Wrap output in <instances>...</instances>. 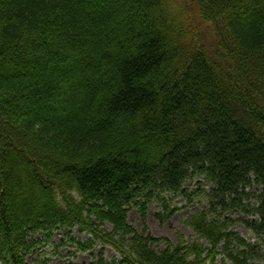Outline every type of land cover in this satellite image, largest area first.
Listing matches in <instances>:
<instances>
[{
  "label": "trees",
  "instance_id": "1",
  "mask_svg": "<svg viewBox=\"0 0 264 264\" xmlns=\"http://www.w3.org/2000/svg\"><path fill=\"white\" fill-rule=\"evenodd\" d=\"M192 1L0 0V264L61 228L120 255L93 264L264 261L232 230L264 245V0ZM191 179L209 187L186 222L207 244L129 223L154 201L172 219L203 193Z\"/></svg>",
  "mask_w": 264,
  "mask_h": 264
},
{
  "label": "rangeland",
  "instance_id": "2",
  "mask_svg": "<svg viewBox=\"0 0 264 264\" xmlns=\"http://www.w3.org/2000/svg\"><path fill=\"white\" fill-rule=\"evenodd\" d=\"M167 2V0H165ZM183 2V0H171L170 7H175V11L179 9L180 4ZM191 8L195 6L194 2L192 0H189ZM175 4V5H174ZM173 17V16H172ZM172 22L176 23V30L181 32L184 27L183 19L179 16V12L175 15V17L172 19ZM211 33V34H210ZM208 33L209 37L212 36V32ZM10 138V137H9ZM202 184V191L203 193L200 194L201 196L196 197V200L191 205H188L186 203V199L184 197H179L175 200V204L177 203L179 207L182 208L175 216L164 222L161 223L157 218L156 214L159 211V205L154 201L149 205L147 216H146V224L143 225L142 223V217L140 211L133 207L128 216L129 223L139 232H143L144 227L146 228L147 232L150 233L152 236L156 238H167L169 239L172 244H178L179 239L181 236L184 237L185 240H188L189 242H200L207 244L204 239H201L198 237L197 233L188 226L187 219L190 215H192L195 211L198 209L201 210L202 208H208V205L205 203L204 200V191L209 189L208 183L205 181H198L197 179H191L189 180L185 188L186 189H196L198 187V184ZM231 215H234L236 219L241 218H250L253 219L254 216L245 215L242 213H235L232 212ZM256 219V218H254ZM232 230L239 233L242 237H244L247 241L260 245L262 248V254L264 255V245L260 244V241L255 236V234L247 228L241 221L235 222V224L232 227ZM72 231L68 228H61L55 232H53L51 241H47L43 243L41 246L36 247L33 249V252L30 256L27 257V262L29 264H34L35 260L46 258L50 259V264H68V263H75V264H93L98 260L99 256H103L108 261H113V259H120V255L109 245H96L92 249H88L87 251H81L78 248H76L73 245V242H68V235ZM45 233L41 232L36 235V238L38 239H44ZM72 236L77 237L84 241L88 236L86 233L81 234L78 232V228H75L72 231ZM160 245H163L161 243ZM160 248L159 246H157ZM224 256H221V258ZM220 258V263H221ZM227 264H233L231 261H227ZM259 264H264V261H260Z\"/></svg>",
  "mask_w": 264,
  "mask_h": 264
}]
</instances>
